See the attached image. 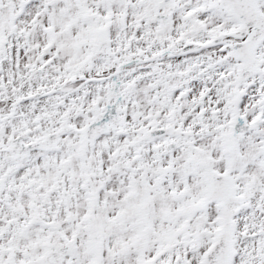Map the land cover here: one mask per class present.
Returning a JSON list of instances; mask_svg holds the SVG:
<instances>
[{
    "label": "snow or ice",
    "instance_id": "6c2138e0",
    "mask_svg": "<svg viewBox=\"0 0 264 264\" xmlns=\"http://www.w3.org/2000/svg\"><path fill=\"white\" fill-rule=\"evenodd\" d=\"M0 264H264V0H0Z\"/></svg>",
    "mask_w": 264,
    "mask_h": 264
}]
</instances>
